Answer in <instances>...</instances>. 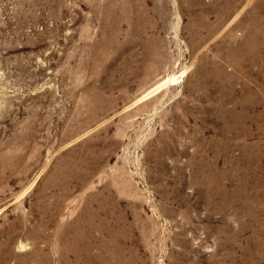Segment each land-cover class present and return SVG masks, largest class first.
<instances>
[{"label":"rangeland","instance_id":"1","mask_svg":"<svg viewBox=\"0 0 264 264\" xmlns=\"http://www.w3.org/2000/svg\"><path fill=\"white\" fill-rule=\"evenodd\" d=\"M0 264H264V0H0Z\"/></svg>","mask_w":264,"mask_h":264},{"label":"bare ground","instance_id":"2","mask_svg":"<svg viewBox=\"0 0 264 264\" xmlns=\"http://www.w3.org/2000/svg\"><path fill=\"white\" fill-rule=\"evenodd\" d=\"M203 4V3H202ZM232 24V23H231ZM159 86V85H158ZM155 88V87H154ZM156 89V88H155ZM230 91V90H229ZM151 92V91H150Z\"/></svg>","mask_w":264,"mask_h":264}]
</instances>
